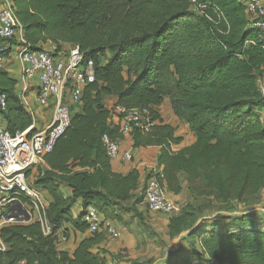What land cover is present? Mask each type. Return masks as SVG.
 <instances>
[{"label":"trees","instance_id":"trees-1","mask_svg":"<svg viewBox=\"0 0 264 264\" xmlns=\"http://www.w3.org/2000/svg\"><path fill=\"white\" fill-rule=\"evenodd\" d=\"M32 51L51 43L79 46L94 61L95 81L83 92L82 108L54 150L43 158L34 183L49 195L46 216L53 226L12 225L1 230L7 249L0 264H118L104 244V232L91 233L72 253L58 248L61 235L86 233L87 209L105 221L128 226L144 220L140 209L150 171L138 193L141 175L113 171L103 136L124 138L112 122L113 109H149L168 101L173 114L188 125L196 141L181 143L175 129L159 124L146 134L134 129V147L161 148L158 165L167 192L185 187L193 200L214 199L249 210L264 193V108L258 80L264 70V37L250 26L237 0H11ZM16 45V42H13ZM18 81L0 68V119L15 135L34 123L17 93ZM122 118V116H120ZM63 187L70 191L66 195ZM81 201L77 217L73 208ZM203 206L188 203L167 225L171 240L180 238L181 264H264V224L254 218L204 217ZM126 216L131 217L130 220ZM247 221V222H245ZM120 264V263H119ZM175 264V263H174ZM180 264V263H179Z\"/></svg>","mask_w":264,"mask_h":264},{"label":"built area","instance_id":"built-area-1","mask_svg":"<svg viewBox=\"0 0 264 264\" xmlns=\"http://www.w3.org/2000/svg\"><path fill=\"white\" fill-rule=\"evenodd\" d=\"M237 1L245 6L250 26L258 29L264 37V1ZM12 55L23 66L20 90L22 100L29 94L32 83H36V104L39 108L51 110L52 115L51 120L40 129H36L33 123L26 131L15 135L0 121V233L7 226L39 223L44 235L48 236L53 230L46 216L49 204L44 192L35 186V175L43 158L54 150L70 127L73 111L82 106L85 87L95 81V64L86 59V52L77 45H72L70 49L57 50L55 45L53 50L44 48L32 51L26 44L24 28L17 18L13 2L0 0V68L4 67ZM258 84L264 98V83L258 80ZM4 102L5 97L1 96L2 107ZM116 114L119 117L113 114L112 122L120 126L124 136L132 134L134 129L149 134L160 124L149 109L127 110L118 107ZM103 141L109 158L116 159L120 153L121 140L114 141L104 135ZM123 159L131 160L132 155L125 153ZM152 171L145 191L148 211L166 216L175 214L178 210L167 197V191L161 183V171ZM260 211L264 212V209ZM83 222L88 225L91 233L105 232L114 240L121 236L119 229L110 221H105L94 208L85 211ZM6 249L0 235V254Z\"/></svg>","mask_w":264,"mask_h":264},{"label":"crops","instance_id":"crops-1","mask_svg":"<svg viewBox=\"0 0 264 264\" xmlns=\"http://www.w3.org/2000/svg\"><path fill=\"white\" fill-rule=\"evenodd\" d=\"M264 1V0H263ZM71 44H62L61 48L63 49H70ZM55 45L49 43L44 46L45 49L47 50H53ZM22 64L21 62L16 58V56H13L11 58H8L7 61L5 62V65L3 69H5L9 75L18 81L17 85V93L20 95L21 92V84H22ZM259 80L261 81V84L264 83V70L259 76ZM260 84V82H259ZM36 83H32V88L29 91V94L24 98V106L27 108L28 111L31 110L34 114V125L36 129H40L42 126L46 125L50 120H51V115L52 112L51 110H44L42 108H39L36 104ZM111 101L113 104H116L117 100L115 98H108L105 103L108 106V102ZM109 107V106H108ZM82 106H79L76 111H80ZM118 107L115 108V112L117 111ZM156 110L160 114V119L161 123L160 124H167L172 126L175 129V136L180 137L181 143L175 144L172 146L174 151H180L186 147L191 146L192 144L195 143L196 138L195 136L191 133L189 127L187 124L179 120L172 112L171 105L168 101H166L163 105L159 106L156 108ZM262 121L264 123V108L260 111ZM116 120V118H114ZM1 122H3L0 119ZM115 122V121H114ZM161 148L157 146H152V147H140L136 148L134 147V141L132 135H125L124 138L120 141V153L119 156L111 160V165L113 168V171L119 174H128L133 170H138L141 179H140V189L138 193L142 192V189L145 184V178L146 175L152 171V170H157V171H162V167H159L158 165V156L160 154ZM125 153H130L132 155L131 160H126L123 159V155ZM63 191L65 192L66 195H70V191L63 187ZM168 196L170 199L177 200L179 199L180 195H174L173 193L167 192ZM44 197L48 199V204L50 203V198L49 195L44 192ZM144 212V220L139 221L141 228H148V229H157L160 230H165V228L168 225V218L165 216H160L155 213H152L148 211L147 207H141L140 208ZM82 206H81V201H79L75 207L73 208V214L75 217L80 215L82 212ZM257 214V213H256ZM126 218H129L126 216ZM137 220V219H133ZM133 220L131 222H133ZM113 226H115L117 229H119V232L121 233L120 238L122 237L121 240L117 241L114 239H111L110 237L106 240L104 246L110 250L111 252L117 254L120 252V249L127 250L132 249L134 246L136 247L137 245V240L139 239L140 241H143V236H146V231H142L139 229L138 233H130L125 231V227L122 224H119L117 222H111ZM137 225V221L135 222ZM123 233H122V232ZM139 234V237L137 239V236ZM90 236V232L86 233H80V232H71V237L69 239L64 238L63 235H61V241L58 246L60 250L63 251H68L69 253H72L79 241L84 239L85 237ZM119 238V239H120ZM146 239V238H145ZM117 243V244H114ZM119 245V246H118ZM118 247V249L116 248ZM119 251V252H117Z\"/></svg>","mask_w":264,"mask_h":264},{"label":"rangeland","instance_id":"rangeland-1","mask_svg":"<svg viewBox=\"0 0 264 264\" xmlns=\"http://www.w3.org/2000/svg\"><path fill=\"white\" fill-rule=\"evenodd\" d=\"M112 105L113 103L109 101L108 102L109 108L112 109V112L114 115H116V117H119V115L116 114V112L114 111ZM142 194L144 195V191H142L141 195ZM170 200L174 202L178 210L175 214H173V216L180 213V211L182 210V208H184V206H186V204L197 201L198 205L203 206L202 214H204V217H207L208 219L215 220V218L220 219L222 217H229V218L231 217V218H235L237 221H242L243 218L252 217L255 220H257L258 223L264 224V212L262 211L263 212L262 213L260 211L261 209H264V193L261 199V203L257 207L251 210H249V208L243 205H239L236 203L233 204L232 207L222 205L218 203V201H215L214 199L211 198L210 199L199 198L198 200L197 199L193 200L192 195H190L186 187L183 190V192L180 194L179 199L177 200L170 199ZM145 206H146L145 204H142L140 207H145ZM157 215L165 216L168 218V220L170 217L163 214H157ZM132 220L133 219H131V221ZM136 221H137V225L135 224ZM129 223L130 224H128V226L124 225L125 231L130 233L131 230V233L135 234L138 233L140 229L142 231H146L145 232L146 236H143V241H140L138 239L139 234L136 235L138 239L136 247L134 246L132 249L126 248L127 249L126 258L119 261L118 264L119 263L120 264H174V263L181 264L183 262V259H181V257L178 258V254L184 256L185 255L184 251L187 250V248L184 246L183 251L182 252L179 251V248L181 246L180 238H175L174 240H171L168 237L167 227L165 228V230H160L162 229L160 228L158 231L157 229L155 230V229L141 228L139 220H133V222L129 221ZM108 238L109 236L106 235V240ZM121 239L122 237L120 239H117V241ZM116 248L118 249L117 246ZM120 251H123V249H120Z\"/></svg>","mask_w":264,"mask_h":264}]
</instances>
